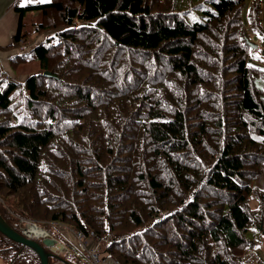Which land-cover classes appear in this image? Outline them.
Segmentation results:
<instances>
[{"label":"trees","instance_id":"trees-1","mask_svg":"<svg viewBox=\"0 0 264 264\" xmlns=\"http://www.w3.org/2000/svg\"><path fill=\"white\" fill-rule=\"evenodd\" d=\"M245 1L16 6L17 30L0 45L26 73L13 78L0 60L6 221L18 232L34 220L109 235L104 248L120 264H250L264 223L253 184L264 167V68L249 62L248 31H264L262 0L247 24ZM66 246L50 264H89ZM0 257L41 264L1 231Z\"/></svg>","mask_w":264,"mask_h":264},{"label":"crops","instance_id":"crops-1","mask_svg":"<svg viewBox=\"0 0 264 264\" xmlns=\"http://www.w3.org/2000/svg\"><path fill=\"white\" fill-rule=\"evenodd\" d=\"M37 1H43V0H0V45L1 46H5L9 44L12 40V36L15 34L17 30L19 15L15 7L26 5L23 2H26L27 4H29L31 2H37ZM14 52L15 51L0 50V60L3 62L4 66H5V62L9 63V58H10L9 56L12 55ZM7 71L9 72V70ZM253 184L255 185L257 189L264 192V167L260 175L253 182ZM250 205L253 209H256L260 205V201L255 194H252L250 196ZM60 237L62 238V240H63V237L67 238L68 241H71V242L73 240L70 234L61 235ZM252 238L254 239V244L251 246V248L255 251L257 256L261 259L262 264H264V223L259 230L254 232V235L252 234ZM60 239L59 241H61ZM59 241L57 240L56 243L58 245H62V243ZM60 251L63 252V250H58V252ZM77 255L78 253L75 251L74 256H77ZM0 264H5V262L3 261L1 257H0ZM51 264H74V263L71 260L68 262H65L63 260L55 258L53 259V261H51Z\"/></svg>","mask_w":264,"mask_h":264},{"label":"rangeland","instance_id":"rangeland-1","mask_svg":"<svg viewBox=\"0 0 264 264\" xmlns=\"http://www.w3.org/2000/svg\"><path fill=\"white\" fill-rule=\"evenodd\" d=\"M44 1H47V0H44ZM252 1L253 0H246L244 6L242 8V18H243V21L246 24L248 22V12H249V7H250V4H251ZM23 3L27 4L26 2H23ZM260 14H261L262 30L264 31V0H262V10H261V13ZM248 34H249V37H250V41L253 44H257L258 45L257 47H255L253 49L252 54L249 57V62H251V63H253V64L257 65V66H260V67L264 68V39H262L261 34L259 32H255L251 28H249ZM42 39H43V35L38 36L36 38V40L33 39L30 42L31 43H34V41L37 42V41L42 40ZM1 63L4 66V64H3L2 61H1ZM5 66H6V68H5ZM5 66H4V68L6 70H9L10 73L9 72L8 73L13 78H17V79H21V80H24L25 79L26 73H16V72H14L12 70V68L10 67L9 63H7V62H5ZM45 225L46 226H49L48 222H46ZM59 236H61V234H59ZM100 246H101V249H104V242L102 240L100 241ZM250 251H251V253H249ZM246 255H247V257H246ZM244 256L247 259V262L248 263H250V264L251 263L252 264H259V259H258L259 257L255 253V251H253L251 249H248L245 252Z\"/></svg>","mask_w":264,"mask_h":264},{"label":"built area","instance_id":"built-area-1","mask_svg":"<svg viewBox=\"0 0 264 264\" xmlns=\"http://www.w3.org/2000/svg\"><path fill=\"white\" fill-rule=\"evenodd\" d=\"M39 225L37 223H31L26 225L23 232L29 236L45 237L47 236V231H38ZM43 231V233H41ZM76 248L81 252L87 260L92 264H119L110 254L103 251L100 246V239H97L93 233L86 237L81 232L76 233ZM103 240H108V236L101 238ZM251 253V251L249 252ZM248 253V254H249Z\"/></svg>","mask_w":264,"mask_h":264},{"label":"water","instance_id":"water-1","mask_svg":"<svg viewBox=\"0 0 264 264\" xmlns=\"http://www.w3.org/2000/svg\"><path fill=\"white\" fill-rule=\"evenodd\" d=\"M253 46L257 47L258 45L253 44ZM45 74L50 75V73L47 71L45 72ZM0 231L12 240L33 248L40 256L41 264H50V257L54 254L47 248V246L49 247L55 244L56 241L54 239L45 238L42 240V242H39L33 238L24 235L23 233L18 232L6 221L1 212Z\"/></svg>","mask_w":264,"mask_h":264},{"label":"bare ground","instance_id":"bare-ground-1","mask_svg":"<svg viewBox=\"0 0 264 264\" xmlns=\"http://www.w3.org/2000/svg\"><path fill=\"white\" fill-rule=\"evenodd\" d=\"M42 229H43V228H42ZM42 229H41V230H42ZM41 230H40V228L38 229V231H41ZM41 233H43V231H42ZM47 233H48L47 236H50V235L53 236L50 232L47 231ZM29 237H30V238H33V239L36 238V236H34V235H33V236H29ZM48 249H49L54 255L57 254V253L62 252V251L58 252V250H55V249H52V248H48ZM111 256H112V255H111ZM112 257H113V256H112ZM113 258L119 263V261H118L115 257H113ZM119 264H120V263H119Z\"/></svg>","mask_w":264,"mask_h":264}]
</instances>
